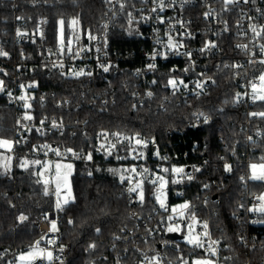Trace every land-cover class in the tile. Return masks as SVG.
Instances as JSON below:
<instances>
[{
    "label": "trees",
    "instance_id": "1",
    "mask_svg": "<svg viewBox=\"0 0 264 264\" xmlns=\"http://www.w3.org/2000/svg\"><path fill=\"white\" fill-rule=\"evenodd\" d=\"M124 1L126 9L113 29L111 41L117 50L132 53L141 46L137 18L143 2ZM16 3L21 5L20 9H15ZM106 11L105 0H0V34L9 31L15 16L24 12L34 18H51L49 37L53 42L60 20L67 23L75 20L85 32H92L101 28ZM69 29L67 27L65 32ZM234 40L232 30L222 41L223 55L230 66L222 64L216 68L214 62L207 64L214 84L208 93L190 103L178 104L170 95L168 81L175 79L178 71L172 70L173 63H167L163 69L169 72H160L154 77L158 99L163 95L167 98L165 109L161 110L152 104L138 108L131 105L128 98L131 88L127 85L132 81L131 75H127L128 78L117 75L111 83H106L103 79L92 82L57 72H41L39 88L48 94L55 93L58 100H67L69 105L61 109L53 102L37 106L38 118L48 115L87 119L86 133L71 137L66 130L38 136L34 131L28 135L24 146L54 145L86 152L94 148L96 136L103 130L130 136L141 134L150 139L151 151L157 148L158 154L165 155L167 160L191 165L192 179H188L187 174L182 183L185 199L195 205L193 211L196 210L198 217L210 219L214 236L222 240L231 255L228 264H264V223H261L264 213L249 224L244 211L238 207L248 196L260 194L264 189L263 182L249 178L248 165V162L264 159V117L252 115L264 112V102L258 101L251 108L234 103L238 80L245 74V67H241L242 76L235 75V58L239 53ZM128 66L132 64L123 67ZM108 89L115 90L114 104L95 100L99 98L97 94L104 95ZM77 105L82 109H77ZM199 114L211 117L212 122L192 128L190 123ZM16 122V110L0 96V137L16 139L20 133ZM96 159L94 165L76 164L74 198L66 208L61 225L64 241L72 244L67 264H140L145 256L157 254H166L178 261L179 251L200 255L185 238L175 242L179 249H174L173 242L166 236L149 242H124V232L137 225L130 217L132 212L145 218L160 209L154 195L158 182L143 185L147 198L141 203L135 192L128 195L123 190L121 176L127 175L125 166L102 156ZM24 161L28 162L27 167L21 166ZM47 163L36 158H20L12 174L0 175V264H13L18 253L27 251L38 241L40 231L35 223L44 220L54 209V199L43 190L41 173ZM226 164L231 166L230 171L225 170ZM157 176L159 174L155 173L154 179ZM173 202L170 196V203ZM21 215L27 219L19 220ZM68 217L73 220L71 225L67 223ZM242 239L250 246H244ZM90 244L96 247L89 248Z\"/></svg>",
    "mask_w": 264,
    "mask_h": 264
},
{
    "label": "built area",
    "instance_id": "2",
    "mask_svg": "<svg viewBox=\"0 0 264 264\" xmlns=\"http://www.w3.org/2000/svg\"><path fill=\"white\" fill-rule=\"evenodd\" d=\"M124 2V0H105L107 11L101 28L92 32H85L80 26L69 29L68 33L65 32L63 36V43L59 40L58 35L56 41L53 42L49 37L51 18L45 16L34 18L24 12L15 16L13 26L9 31L6 30L0 34V51L8 53L7 56L0 55V68L7 81L6 91L0 96L16 110V125L20 131L15 139V148L10 154L15 161L20 158H36L45 160L52 166V171L47 169L43 171L44 178L49 181L47 185L44 183L43 190L45 192L47 187V195L54 199V209L44 220L35 223L40 231L39 248L45 252L44 259L38 264H67L72 249V244L64 241L61 227L66 208L71 203L72 198L66 197L67 191L61 190L59 197L55 194L54 175L57 163L69 161L90 166L97 162L96 157L102 156L114 164L125 166L126 169L135 167L136 173L127 171L122 182L123 190L128 195L132 193L128 189L133 187L137 181L142 180L143 185L145 183L150 184L154 180L155 173L160 174L166 165L176 164L174 161L167 160L165 155H159L157 148L151 151L150 139L143 135L130 136L119 133L120 135L116 136L114 134L118 132L110 130H103L98 133L94 148L86 152L72 148H69L72 149V152H69L68 149H60L54 145L25 147L24 143L28 139V135L34 131L38 136H44L55 131L63 133L66 130L69 131L71 137H78L86 133L87 119H68L48 115L38 118L35 110L37 106L44 107L53 102L57 108L61 109L69 105L67 100H58L55 93L48 94L39 88L40 79L38 76L41 72H57L68 77L86 78L92 82L103 79L106 83H111V80L117 75L127 78V75H131L132 81L127 84L131 88L128 95L131 105L138 108L152 104L161 110L165 109L164 103L167 98L163 95L158 99L154 89L156 84L154 77L160 72L167 74L169 71L163 68L167 63H173L172 70L177 69L178 71L174 78L177 81H183V84H178L176 89L170 86V95L175 97L178 104L190 103L193 99L201 98L210 91L214 84L209 77L210 71L207 64L214 62L216 68L222 64H225L226 67L231 64L223 55L222 41L233 30L235 35L234 47L239 53L238 57L235 58L236 65H239L235 68V75L241 77L240 68L245 67V74L238 80L240 96H236L234 103L238 106L251 108L258 102V100L253 101L252 99V85L256 84L259 89L262 84L259 78L264 75V63H260L261 60H264V52L261 51V45H264V34L256 37L251 31L250 25H256L258 31L260 26L264 25V0H249L248 3L241 0L238 4L228 5L224 4V0H164L166 6L162 11L159 8V0H142V12L137 18L138 31L141 36L138 40L141 42V46L132 53L117 50L111 41L113 29L125 12ZM20 8L21 5L16 3L15 9ZM153 8H156L157 11L153 12ZM209 12L211 14L206 18L205 13ZM225 22H227V31L224 30ZM18 32L21 35H18ZM89 36L95 37V39H90ZM170 37L171 39L176 37V43L183 44V47L169 48ZM208 42L214 43L215 47L201 51ZM238 44H247L248 47L242 49L237 47ZM154 52H158L160 55L152 59ZM76 53L79 55H75ZM186 53H190V56ZM129 63L132 64L131 67L128 66L127 69L123 67ZM150 64H154L155 67L150 69L148 67ZM104 66L108 67L107 72L103 70ZM257 68L260 70L257 71ZM80 71H83L84 74L74 75ZM197 83L202 84L203 87L197 88ZM114 92L115 90L108 89L107 93L104 95L97 94L96 97L99 98L94 99L101 100L103 103L114 104ZM149 92L152 93V96L147 95ZM21 96H24L25 99H19ZM56 100L58 101L56 102ZM26 103L30 105L29 108H25ZM77 109H82V106L77 105ZM25 114L30 115L32 119H23ZM204 117H208L207 123L204 122ZM211 122V117L199 114L194 122L190 123V126L196 128L200 124H210ZM54 123L57 126L54 127ZM101 133H107V136L105 137ZM132 138L141 139L146 142V145H137L135 139ZM102 144L104 145L103 148L100 147ZM112 145L115 147H111ZM55 150H58L60 155H57ZM73 153L78 155H73ZM141 153L142 155H140ZM89 154L92 156L91 160L87 159ZM253 163L264 164V159L261 162H248L249 167ZM183 166L186 168V175L192 176L191 165L185 162ZM144 169H148V171L144 172ZM186 175L180 176L178 182L171 185L170 196L174 202L187 201L185 189L182 187ZM64 183H61V187ZM260 196L261 193L252 194L238 206L244 211L249 224L256 222L257 216L262 213L249 211V209H258L264 205V202L258 199ZM65 198L69 199L67 204H63ZM58 200L62 204L61 209L56 208ZM204 203L202 207H204ZM194 206V204L189 203V208L177 213H172L170 207L160 208L153 214L146 215L145 218H141L138 213L132 212L130 217L137 225L135 229L124 232V242H149L158 236L163 237L172 233L181 235L178 232L168 231V228L176 225L180 227L195 225L197 233L205 245L204 248L196 247L200 255L191 256L179 251L176 258L178 261L170 259L166 254L145 257L150 259L155 256L159 259L160 264H184V261L192 264L198 259H211L214 264H228L231 255L226 252V246L221 239L214 236L210 219L198 217L196 210L193 211ZM239 215L237 217H240ZM169 217L172 219L169 220ZM70 220L73 223L72 218L68 217L67 223L71 225ZM52 221L56 223L58 229L55 232L49 230ZM204 223L208 225L207 236L203 235L205 232ZM49 241L54 242L49 243ZM213 241L216 243L213 244ZM242 242L244 246H250L246 239H242ZM210 244L216 250L214 256L207 251ZM253 247L257 248V244H254ZM176 249L179 247L177 246ZM48 251L53 253L51 260L46 258ZM145 257L140 264L142 262L148 264ZM15 260L13 264H16Z\"/></svg>",
    "mask_w": 264,
    "mask_h": 264
},
{
    "label": "snow or ice",
    "instance_id": "3",
    "mask_svg": "<svg viewBox=\"0 0 264 264\" xmlns=\"http://www.w3.org/2000/svg\"><path fill=\"white\" fill-rule=\"evenodd\" d=\"M240 2H241V0H224V4L225 5H228V4H238ZM243 2L244 3H248L249 0H243ZM165 6L166 5L164 3V0H159V8H160L161 11L164 9ZM121 7H123V5H121ZM152 11L153 12H156L157 9L156 8H153ZM210 14H211L210 12L209 13H205V17L207 18ZM17 19H20V17H17ZM249 19H252V18L249 17ZM161 22H163V20H161ZM60 23L62 25L63 24V21H61ZM76 23H77V21L74 20L73 21V24H76ZM250 29H251L252 33L256 37H260L262 34H264V25L260 26V30L259 31L257 30V26L256 25H250ZM224 30L225 31L228 30V28H227V22H225V29ZM17 34L18 35H21V33H19V32ZM89 38L90 39H95V37H92V36H89ZM61 43H63L62 37H61ZM168 47L171 48V49H176L177 47H183V44H174L172 42L171 37H170L169 38V42H168ZM210 47H215V44L214 43H211V42H208V43L205 44L204 49H201V51H204L205 49L210 48ZM237 47L242 48V49H246L248 47V45L247 44H238ZM69 51H71V49H69ZM261 51L264 52V45H261ZM186 54L190 56V53H186ZM0 55L7 56L8 53L3 52V51H0ZM75 55H79V53H76ZM157 55H160V53L154 52L153 55H152V59H155ZM260 63H264V60H261ZM148 67L151 69V68H154L155 65L154 64H150ZM235 67H239V65H235ZM103 70L105 72H107L108 71V67L104 66L103 67ZM185 71H187V69H185ZM83 74H84L83 71L74 73V75H77V76L83 75ZM259 79L262 82V84L259 87V89L257 88V85L256 84H253L252 85V99H253V101H257L258 100V101L264 102V75H261ZM168 84L171 85L173 89H176L177 86H178V84H183V81H177L175 79H169ZM2 85H3V81H0V90H2ZM184 86L187 87V85H184ZM196 87L197 88H202L203 85L200 84V83H197ZM147 95L148 96H152V93L149 92V93H147ZM197 95H199V93H197ZM237 96L239 97L240 94L237 93ZM19 99L24 100L25 97L24 96H21V97H19ZM24 106H25V108H29L30 107V105L27 104V103ZM133 107H135V105ZM201 115H203V114H201ZM252 115H254V116L258 115V116L264 117V112L252 113ZM23 119H25V120H31L32 117L30 115H28V114H25V116L23 117ZM204 122L205 123L208 122V117H204ZM18 123H19V121H18ZM41 123L43 124V121H41ZM53 126L55 127L57 125H55V123H54ZM101 135H104L106 137L107 136V133H101ZM114 135L119 136L120 134L119 133H115ZM132 139H135V143L137 145H146V142L142 141L141 139H136V138H132ZM12 143H13L12 141L0 139V147H5L8 150H11ZM100 147L103 148L104 145L102 144ZM111 147H115V145H112ZM55 151H56V154L57 155H60V153H59L58 150H55ZM67 151L72 152V149H68ZM109 154H110V152H109ZM73 155H78V154L73 153ZM140 155H142V153ZM87 159L88 160H91L92 159L91 154H89L87 156ZM34 163H40V161H35ZM21 166L22 167H27L28 166V162L27 161H24ZM61 167H66L67 169L70 170L72 166L70 164L69 165L62 166L59 163H57L55 165V169H56L55 175H54V180H55V184H56L55 194L58 197L61 195V183L62 182H66V180H67V177L66 176H64V177L61 176V172H60ZM250 167L252 169V176L250 177L251 179H254V180H264V164H259V165L252 164ZM257 169H259V173H257ZM196 170L199 171V169H196ZM225 170L226 171H230L231 170V166L226 164L225 165ZM109 171H113L114 172L116 170L109 169ZM125 171H130L132 173H136V168L133 167L131 169H125ZM147 171H148V169H144V172H147ZM162 171L163 172H168L169 169H166L165 168V169H162ZM171 171L173 173L180 174V173H183L184 172V169L183 168H173V169H171ZM42 174L43 173H41V175ZM124 179H125V177L124 176H121V181L122 182L124 181ZM188 179H192V176L190 174L188 175ZM241 179H243V177ZM157 182H159V189H162L165 186V184L167 183V181L162 176H157L156 179H154V180L151 181V183H153V184H156ZM172 182L173 183H176L177 181L176 180H173ZM44 183H45V185H47L49 183V181L48 180H45ZM142 184H143V181L142 180L141 181H137L133 187H130L128 189L129 192H136L137 193L138 198H139V201L141 203L143 202V199H144V194H143V190H142ZM206 187H207V185H206ZM159 189H158V191H159ZM47 194H48V189L46 187L45 188V195H47ZM66 197H71V189H70V187H68V191L66 193ZM258 199L264 201V195L258 197ZM157 200L160 201L161 207H165L163 201L160 200V196H157ZM68 202H69V199L68 198H65L63 200V204H67ZM180 207L181 208H184V209H187V208H189V204L188 203H185V204L181 205ZM56 208L57 209H61L62 208V204H61V202L59 200L56 203ZM175 211H176V209H173V212H175ZM249 211H259V212L264 213V205H262L258 209H249ZM181 216H183V213H181ZM26 219H27V217L26 216H23V215H21L19 217V220H21V221L26 220ZM168 219L171 220L172 217H169ZM69 223H72V221L70 220ZM261 223H264V221H261ZM207 227H208L207 223H204L203 224V228L205 229V232L203 233L204 236H207L208 235V233L206 231ZM49 230L52 231V232H55V231L58 230L57 229V226H56V223L54 221L50 222V229ZM178 230H179V226L178 225H176L174 227H169L168 228V231H170V232L171 231H178ZM96 231L99 232L100 229L97 228ZM116 238L119 239V237H116ZM42 239H43V237H42ZM53 242L54 241H49V243H53ZM187 242L189 244L193 245L194 247H197V248H204V246H205L203 240L200 238V235H194L192 231H190L188 233ZM212 243L214 244L216 242L213 241ZM39 244H40V241H36L35 245L33 246V250L30 251V252H28L27 254H22L19 257V260L20 261H28L29 264H31V262L34 261L37 258H44L45 252H44V250H42V249L39 248ZM95 247H96L95 244H90L89 245V248H95ZM61 251H63V249H61ZM207 251H209L210 254L213 255V256L216 255V250L212 247L211 244L208 245ZM46 258L48 260H51L53 258V253L50 252V251H48L46 253ZM145 259L147 260L148 264H160L159 259L157 257H155V256L152 257V258H150V259L147 258V257H145ZM142 264H143V262H142ZM184 264H188V261H184ZM192 264H214V262L211 259H198V260L193 261Z\"/></svg>",
    "mask_w": 264,
    "mask_h": 264
},
{
    "label": "rangeland",
    "instance_id": "4",
    "mask_svg": "<svg viewBox=\"0 0 264 264\" xmlns=\"http://www.w3.org/2000/svg\"><path fill=\"white\" fill-rule=\"evenodd\" d=\"M61 21H63L62 25L60 23ZM73 21L74 20H71L69 23H67V21L60 20L58 22V38H59L60 41H61V37L63 39V36L65 34V31H66L67 27L70 28V29H75L78 26L77 23L73 24ZM172 42L174 44H177L176 43V37L175 38L172 37ZM0 81H3L2 90H0V95H1V94H3L6 91V79H5V76L2 74V69L1 68H0ZM0 139L9 140V141L13 142L11 150H8L5 147H0V175H10V174H12L15 166L17 165V161H15V159L10 154V152L15 148V145H16L15 144V139L13 140V139H7V138H2V137H0ZM60 164L62 166L69 165V164L72 166L70 170L67 169L66 167H61L60 172H61V176L62 177H64V176L67 177V180L63 184V186L61 187V190L62 191H68V187H70V189H71V198L73 199L74 198L73 177H74L75 171H76V164L73 163V162H69V161H64V162H61ZM253 164L259 165V164H263V163H253ZM165 168L169 169V171L168 172H163L162 174H159V176L164 177V179L167 181V183L165 184V186L162 189H159V182H158V185L156 187L154 195H155L156 200H157V196H160V200L163 201L165 207H161L160 201L157 200V202H158V204H159L161 209H166V208L170 207L172 213H177V212H179V211L184 209V208H181L180 206L185 204V203H188V202L187 201H177V202L170 203V187H171L172 184H175V183L172 182L173 180H176L178 182V178L180 176L186 175V168L183 165H179V164H172L171 166L170 165H166L164 167V169ZM173 168H183L184 172L180 173V174L173 173L171 171V169H173ZM46 169L49 170V171H52V166H51V164L49 162L47 163V166L44 168V170H46ZM55 171H56V169H55ZM257 173H259V169H257ZM251 176H252V169L250 167L249 168V178ZM42 177H43L44 181L47 180V179L44 178L43 174H42ZM252 180L253 181H260V182L264 183V180H254V179H252ZM158 189H159V191H158ZM142 190H143V194H144V199H143V202H144L146 200V198H147V194H146V192L144 190L143 184H142ZM262 195H264V189H263V191L261 193V196ZM173 209H176V211L173 212ZM190 231H192L194 235H198L195 225H193V226L188 225L186 227H183V226L180 227L179 226V230L178 231H173V232H178V233L183 234L185 236L184 237L185 241L187 242L188 233ZM32 250H33V248H30L27 251H22V252L18 253L16 255V260H15L16 264H29L28 261H20L19 257L22 254H27L28 252H30ZM43 259L44 258H37L34 261H32L31 264H38Z\"/></svg>",
    "mask_w": 264,
    "mask_h": 264
},
{
    "label": "water",
    "instance_id": "5",
    "mask_svg": "<svg viewBox=\"0 0 264 264\" xmlns=\"http://www.w3.org/2000/svg\"><path fill=\"white\" fill-rule=\"evenodd\" d=\"M166 238H167L169 241L173 242L172 247H173L174 249L177 248V244H175V242H177V241H181V240L184 239V237H183L182 235H179V234H177V233L168 234V235L166 236ZM160 248H162L161 245H160Z\"/></svg>",
    "mask_w": 264,
    "mask_h": 264
},
{
    "label": "bare ground",
    "instance_id": "6",
    "mask_svg": "<svg viewBox=\"0 0 264 264\" xmlns=\"http://www.w3.org/2000/svg\"><path fill=\"white\" fill-rule=\"evenodd\" d=\"M237 91V90H236ZM117 97H118V95H117ZM65 113V112H64Z\"/></svg>",
    "mask_w": 264,
    "mask_h": 264
}]
</instances>
